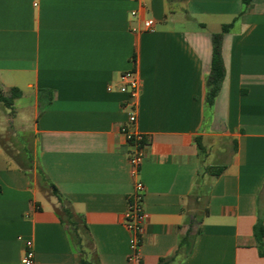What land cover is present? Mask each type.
Listing matches in <instances>:
<instances>
[{"label": "crops", "instance_id": "1", "mask_svg": "<svg viewBox=\"0 0 264 264\" xmlns=\"http://www.w3.org/2000/svg\"><path fill=\"white\" fill-rule=\"evenodd\" d=\"M230 23L209 107L212 36ZM133 69L146 136L141 264L172 256L194 214L202 220L190 254L167 264H264L254 236L259 210L264 219V0H0V90L22 92L11 109L0 103V264H22L25 240L36 264L80 263L49 183L87 227L86 258L133 264L124 215L135 180L119 91ZM30 138L32 168L17 155Z\"/></svg>", "mask_w": 264, "mask_h": 264}, {"label": "trees", "instance_id": "2", "mask_svg": "<svg viewBox=\"0 0 264 264\" xmlns=\"http://www.w3.org/2000/svg\"><path fill=\"white\" fill-rule=\"evenodd\" d=\"M253 0H242L245 8H247ZM233 23L225 24L222 26V29L219 33L213 34L212 42H213V52H212V60H211V68L210 73L206 79V104L209 107H212L215 104L216 98L221 90V86L223 80L225 78V66L222 56V41L223 36L232 28ZM22 96V92L17 88H12L9 91L8 95H4V93L0 90V103H2L6 108L11 109L14 100L20 98ZM198 145L201 150H203V146L201 145L198 139ZM33 158L29 159L31 168L33 167ZM226 166H219L215 168H210L208 173L212 176H219L225 169ZM38 174L40 176V184H44L48 181L46 175L44 174L41 168L38 169ZM49 187L51 190V194L57 197L59 203L62 205V212L65 217L69 220V224L73 226L72 236L74 242L81 249V258L79 264H98L97 261L90 260L86 258L84 255L86 254V248L91 247V237L87 231V227L80 226L77 222V218L74 216L69 204L65 201L63 196L59 193L58 189L51 183H49ZM260 215L258 217V221L254 226V236L256 241L260 246H264V219L261 214V210H259ZM202 218L194 214L192 218H187L186 227L187 230L184 235L180 237V241L173 255L169 258H163L160 260V264H167L169 262L175 261L178 257H185L190 254L194 244L196 235L200 233V230L197 229V225L201 223ZM141 264V263H140Z\"/></svg>", "mask_w": 264, "mask_h": 264}, {"label": "built area", "instance_id": "3", "mask_svg": "<svg viewBox=\"0 0 264 264\" xmlns=\"http://www.w3.org/2000/svg\"><path fill=\"white\" fill-rule=\"evenodd\" d=\"M136 12H132L135 16ZM146 31L153 32L155 21H144ZM119 91L127 95L125 108L128 109V121L121 127L129 145V164L131 175L134 178V191L128 197L127 209L124 215V225L131 233L129 261L133 264L141 263V244L145 233L146 214L144 211L145 185L140 179L141 166L145 158L146 136L137 129L138 105L141 94V80L138 72L133 69L123 73L120 77ZM112 88L110 87L109 90ZM35 248L32 240L24 241L22 264H36Z\"/></svg>", "mask_w": 264, "mask_h": 264}, {"label": "rangeland", "instance_id": "4", "mask_svg": "<svg viewBox=\"0 0 264 264\" xmlns=\"http://www.w3.org/2000/svg\"><path fill=\"white\" fill-rule=\"evenodd\" d=\"M20 104H22V103H20ZM23 105V104H22ZM23 106H25V105H23ZM5 110H7V109H5L1 104H0V121H1V119L4 117V111ZM14 126H16L17 128H18V126H20V124H19V121H17V122H15V124H14ZM29 127H32V123L30 122V123H28V129H27V132L28 133H30V132H32V130L31 129H29ZM22 142H23V145H22V148H23V150H24V153H21V154H17L18 155V158L20 157H24V159L26 160V159H28V157L31 159V158H33L34 159V155H35V152H34V144H33V139H23L22 140ZM26 162H27V160H26ZM39 172L37 171V176H38V178L40 179V176H39V174H38ZM41 185H44V186H46L45 185V183L44 184H41ZM49 190V189H48ZM49 193H51V191H49ZM65 219H66V221H68L69 222V220L67 219V217H65ZM79 225H80V222L78 221L77 222ZM72 226V225H71ZM81 226V225H80ZM72 228H73V226H72Z\"/></svg>", "mask_w": 264, "mask_h": 264}]
</instances>
